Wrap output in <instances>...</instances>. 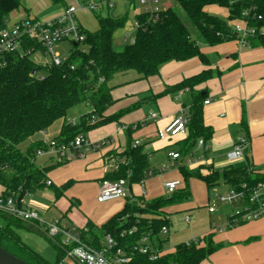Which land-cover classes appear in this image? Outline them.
Instances as JSON below:
<instances>
[{
  "label": "trees",
  "instance_id": "trees-1",
  "mask_svg": "<svg viewBox=\"0 0 264 264\" xmlns=\"http://www.w3.org/2000/svg\"><path fill=\"white\" fill-rule=\"evenodd\" d=\"M175 3L176 6L162 8L156 20H149L140 12L135 42L126 43L121 50L116 48L114 38L117 30L125 26L127 16L98 13L95 14L98 28L94 31L84 29V43L72 42L69 55L60 65H37L32 55L20 52L0 58V196L21 200L46 187L51 189L48 172L68 161L58 159L38 166L35 163L37 152L48 149V144L33 141L26 151L19 145L36 132L45 131L54 121L65 118L68 110L79 103L89 104L91 110L82 114L77 123L64 121L59 134L53 138L57 144H70L80 134L86 136L95 127L117 119L124 112L112 116L104 114L114 102L112 81L118 74L133 70L138 74L137 79H145L159 74L160 65L166 62L196 56L210 64L213 57L206 54L204 47L237 38L231 22L245 11L251 14L250 24L264 27V0H175ZM213 4L225 9L228 16L224 18L211 13L208 6ZM18 7L19 0H0V31L6 27L10 12ZM178 8L185 12V17ZM250 44L264 48V32L251 37ZM40 47L25 39L23 49ZM214 73L209 67L165 91L188 88L193 93L189 136L181 141L179 149L183 157L191 154L200 138L206 143L212 137L213 129L204 122L203 107L208 93L194 89L211 79ZM242 124L246 125L244 119ZM133 131L129 125L127 145L119 154L123 158H114L117 168L102 179L125 177L133 184L146 178L149 156L143 144H134ZM179 170L181 180L178 179L180 183L171 196L146 200L145 195H141L140 199L125 200L123 207L101 224L88 220L86 226L79 229L81 239L99 249L103 247L105 236L110 235L116 242L114 252L120 249L129 257L123 264H200L219 247L210 235L199 237L197 242L190 244L180 241L172 250L164 248L169 238L166 234L171 225L170 212L173 207L188 210L184 200L192 195V179H199L210 190L221 183L227 184L228 188L239 187L242 183L255 186L264 182V177L254 166L230 165L202 174L200 170L193 171L181 164ZM64 187H52L57 198L63 195ZM207 201L209 205L210 195ZM243 221H235V215H231L226 226ZM27 222L0 211V246L29 264H72L66 258L70 257L68 252L75 244L65 243L60 235L49 236L57 254L55 262H51L19 235L18 229L27 227ZM164 226L168 228L166 234H162ZM142 245H147L151 251L158 248L159 257L151 259L148 254L139 252Z\"/></svg>",
  "mask_w": 264,
  "mask_h": 264
},
{
  "label": "crops",
  "instance_id": "crops-1",
  "mask_svg": "<svg viewBox=\"0 0 264 264\" xmlns=\"http://www.w3.org/2000/svg\"><path fill=\"white\" fill-rule=\"evenodd\" d=\"M88 1L89 0H19V7L10 12L7 25L25 19L51 21L57 18L68 5L78 3L84 4ZM137 1L139 2V0H116V6H113V9L108 11V14H112L111 16L113 17L124 16V9H126L128 5L126 2H131V6L137 8ZM163 2H166V0H160V5ZM139 5V12H142L140 2ZM87 11L88 9L85 10L83 8L78 11L79 22L84 29L94 31L98 28V21L97 25L92 29H88L82 21V16ZM138 14H136V19ZM123 33L124 30L120 34L121 40H123ZM204 51L206 54H209L210 57H216L211 59L210 64H207L196 56L184 61L174 60L166 62L160 65L159 74L145 79H137V72L131 75H128L127 72L121 74V78L119 77L118 80L114 81L113 84L115 87L112 90L114 102L108 107L104 115L112 116L120 112L124 113L117 119L101 124L86 134V137L90 141L96 142L109 137L111 138V143L99 150H90L82 157V160L85 161L86 169L88 170V166H90L91 163V166L94 168L97 166V173L92 171L93 173L90 172L86 178H83L82 175L78 176L72 171L66 173L67 177L65 178L70 179L69 184L72 183L74 187L78 185L81 186L76 189L73 187L72 190L68 189L70 192L64 189V192L66 190L67 194L63 193L61 197L67 205L72 206L75 203L84 202L82 200L85 197L82 193L86 190L85 185H87V183L84 182L85 180L94 179L89 194L90 196L97 197L102 178L113 169L111 166L112 160L114 158L116 159V155L118 156L127 145L128 135L126 130L117 129V127L122 124L128 126L137 125L131 137L133 140H138L140 144L144 145L152 168H157L162 162L165 163L171 152L179 151L181 141L189 136V130H187L185 134L168 139H160L157 137L156 133L159 128L169 123L182 107H185L190 112L193 102V93L188 88L184 89L182 93H180L181 90L165 91L184 78L198 74L209 67L213 68L215 72L214 76L206 82L197 85L194 90H205L208 93L207 99H209L210 102L208 104L204 103V122L213 129V134L212 137L206 141L205 146L195 145L189 156H202L203 159L191 166H187V168L193 171L200 170L202 174H207L213 169L222 170L230 165L254 166L264 177V48L251 44L246 47H240L237 38H235L216 46L204 47ZM150 103H153V107L146 111L145 105ZM151 111L158 113L157 119L148 118V114ZM243 119L246 125L242 124ZM73 122L77 123L79 121ZM58 134L59 133L55 134L53 138ZM241 136L249 139V145L244 149V157L236 160L233 157L232 151L235 142ZM31 141L33 142L32 139ZM160 152H163L162 158L160 159L161 162L155 164V157L156 155H160ZM49 156L50 160L43 165H48L58 160L54 159V154H50ZM117 159H120L119 156ZM71 163L72 162H66L63 164L69 165ZM61 165L54 167L48 172V178L52 182V187H58L55 185L53 173L54 170ZM93 167H90V169ZM151 170L153 169L149 171ZM148 173L146 176L148 179L145 180V178L143 184H141V182L130 184L132 190L137 195L136 198H141L140 194L142 188L147 190L145 194L146 200H150V198H146L147 194L150 193V195H152L154 192L155 178L153 177L157 172L152 177L148 176ZM65 178L59 177L56 179V182L60 184ZM171 179L179 178H174L173 175H166L159 180L164 186V182ZM191 184H200L202 189L205 187V184L199 179H192ZM221 185L223 191L228 188V185L223 183L214 188H219ZM52 187L51 189L49 187L45 189H48L52 196L55 197V200H57L58 198L52 191ZM1 190L2 187L0 186V192ZM158 196L159 195L156 197ZM153 198L155 197L152 195L151 199ZM189 199L190 198L187 200ZM95 202L101 205L109 201L99 203L96 199ZM125 202L126 201L123 203ZM26 203L37 209L35 205L27 201ZM184 207L189 211L190 208H194L195 206L185 203ZM115 210L116 209H110L107 211L105 218L108 219ZM236 210L231 208L223 214L216 213V210L213 213L208 212V217L199 216L193 224L191 230L193 235L189 239L210 235L214 243L219 246L200 264H264V215L255 219L243 221L242 223H236L232 226H226L228 218L234 215ZM212 214H214V217L216 215L218 219L215 223L211 217ZM81 220L82 219L77 223L80 226H76L72 220L68 223H70L69 225L73 226V228L81 229L84 228L88 222L85 218ZM103 221V217L93 220L96 224H101ZM59 223L61 226L67 227L63 225L61 220ZM27 224L28 227L33 228L41 229L43 227L37 224L35 225L31 221H28ZM202 243H204V241H202ZM164 248L169 250L173 249L166 247L165 244Z\"/></svg>",
  "mask_w": 264,
  "mask_h": 264
},
{
  "label": "built area",
  "instance_id": "built-area-1",
  "mask_svg": "<svg viewBox=\"0 0 264 264\" xmlns=\"http://www.w3.org/2000/svg\"><path fill=\"white\" fill-rule=\"evenodd\" d=\"M116 0H89L84 4L68 5L63 12L54 20L43 21L40 19H25L15 22L11 25H6L0 31V58L7 54L20 52L23 54H30L37 65L55 64L60 65L67 57H62L57 46L63 42H74L76 44H83L85 41L84 28L79 22L78 11L85 8L95 11L99 6L105 5L108 8L114 6ZM142 6V12L148 16L149 20H156L160 16L162 7L160 0H139ZM250 12H243L241 16L231 22L235 33L237 34V41L240 47L250 45L251 37L257 35L259 32H264V27H256L250 24ZM260 18V16H258ZM140 26L138 19L135 20L132 29L125 30L123 33V41L126 43L135 42V31ZM25 39L31 40L41 47L38 49L24 50ZM35 74V71H33ZM183 90L180 91L182 93ZM210 102L209 99L204 101L205 104ZM190 112L185 107H182L179 112L167 123L164 127L157 130V137L160 139H168L185 134L188 130L190 122ZM149 119H157L158 113L151 111L148 114ZM136 128L137 125H133ZM128 125H120L118 130H127ZM111 143V138L107 137L100 141H90L85 135L80 134L70 144H57L51 140L47 142L48 149L39 150L37 156L44 154H54L59 160L72 161L82 157L86 152L99 150ZM134 144H139L138 140H134ZM198 146H205L203 139L198 140ZM249 145V139L241 136L235 142L233 147V157L241 159L244 157V149ZM113 159V158H112ZM203 158L194 155L183 157L179 151L171 152L168 160L162 164L160 172H164L170 168L185 164L191 166ZM112 168H117L114 159L111 162ZM157 171L151 170L148 176L152 177ZM144 179L141 180L143 184ZM180 181L178 179H171L164 182V187L169 192H173ZM51 181H48V185ZM146 190L142 188L140 195H145ZM136 193L132 190L127 178L122 177L118 179H102L100 182L99 192L97 194V201L99 203L107 202L113 199H123L133 201L136 198ZM242 203L244 208L236 210L235 221L250 220L264 215V182H259L255 186H250L247 183H242L239 187H230L222 192H215L213 194V201L210 202L208 211L215 212L216 207L220 204H237ZM0 211L6 214L15 216L25 221H33L38 226H45L49 236L60 235L62 240L67 244H75L68 252L69 256L78 264H123L129 257L124 256V253L117 249L114 252L116 245L115 240L110 236H105L102 248H95L83 241L80 236L79 229L67 228L60 225L59 221L45 223L41 220L39 211L28 205L25 198L19 200L13 196H0ZM186 223L192 221L191 215L187 214L184 218ZM168 228L163 227L162 233H167ZM147 241L146 238L143 240ZM191 241H198V238H192L186 241L190 244ZM139 252L148 254L151 259H156L160 255L158 248L150 250L147 245H142Z\"/></svg>",
  "mask_w": 264,
  "mask_h": 264
},
{
  "label": "rangeland",
  "instance_id": "rangeland-1",
  "mask_svg": "<svg viewBox=\"0 0 264 264\" xmlns=\"http://www.w3.org/2000/svg\"><path fill=\"white\" fill-rule=\"evenodd\" d=\"M116 1L114 3V6H116ZM127 8L124 9V13L125 16H127V21L124 27L119 28L115 34V38H114V43L115 46L118 50H121L123 48V46L126 44V42H124L123 40L120 39V34L122 33V31L124 30H133L132 26L133 23L136 20V14L140 13V5L139 2L137 1V8L132 7V3L131 2H126ZM162 8H167L169 6H176L175 0H166V2H163L161 4ZM85 9V8H83ZM112 8H107L105 5L104 6H99L95 11H91L88 10L87 12H85L82 16V21L83 23L86 25V27L88 29H92L97 25V19H96V15L95 14H103L106 15L108 14V11H110ZM86 10V9H85ZM102 10V11H100ZM180 14L182 15V17H185V12L178 8ZM208 10L216 15H219L220 17H224L226 18L228 16V14L226 13V10L223 9L222 7H220L217 4H213L208 6ZM112 15V14H111ZM127 25V26H126ZM136 33V31H135ZM57 48L60 50L62 57L64 56H68L69 55V51L71 49V43L70 42H63L60 43ZM128 75L131 74H135V71L130 70L128 73ZM122 76L121 74H118L115 79L112 81V83H114V81L118 80V78ZM121 78V77H120ZM151 107H153V103L147 104L145 105V110L148 111ZM91 109V106L87 103H79L75 106H73L72 108H70L65 116V118H60L56 121H54L45 131H41V132H36L34 135H32L30 137V139H26L25 141H23L19 146L22 150L26 151L29 144L32 142L31 139L33 141H44V142H50L52 140V138L54 137L55 134L59 133L60 129H61V125L63 123L64 120L67 121H79L80 120V115L86 112H89ZM160 155H156L155 157V164H158L159 162H161V158H162V153L160 152ZM85 156V155H84ZM82 156V157H84ZM119 158H123L122 156L118 155ZM116 155V159L118 157ZM82 157H79L77 159H74L72 161H68V162H72L69 165H61L59 166L57 169L54 170L53 173V178L55 181V185L58 186V188H64L66 190H72L74 186H72V183L69 184V180L67 177L66 173L68 171H72L74 172L76 175L80 176L82 175L83 178L88 177L87 175L92 172L95 171V173H97V166L94 168L93 166H88V170L86 169L85 166V161L82 160ZM54 159H58V157L56 155H54ZM50 160V156L47 154H44L42 156H36V160L35 163L38 166H42L44 163H46L47 161ZM163 162L160 163L158 165L157 168H152V164H150V169H153L155 171H157V174L153 177L155 178V188H154V192L152 193V195L154 197H156L157 195L159 196H164V197H169L172 195V192L167 191V189L163 186V184L160 182L161 178H164V176L166 175H173L174 178H180L181 180V172H180V165L174 167V168H170L164 172H160L161 170V166H162ZM90 167H93L90 169ZM149 170L147 171V173L149 172ZM93 173V172H92ZM59 177H63L65 178V180L59 184V182H56V179ZM89 179V178H88ZM148 178L146 177L145 180H147ZM160 179V180H159ZM84 182L87 183V185H85V191L82 193L83 196L85 197L82 201H84L83 203L78 202L75 203L72 206H69L66 204L65 201H63L62 197H59L57 200H55V197L52 196L51 192L48 189H45L43 191H37L31 195L26 196L25 200L28 203H31L32 205H35V207H37V210L40 213V217L41 220L44 221L45 223L48 222H53V221H60L63 223L64 226H67V228H73V226H70L68 223L70 220L73 221V223L76 226H80L79 223L80 219L84 220H94V219H100L103 217V220L105 221V215L106 212L109 211L110 209H116L113 213L119 211L123 205H124V201L123 199H114L111 200L105 204H97L95 202L96 197L95 196H90V192H91V187L92 184L94 183V179H90V180H85ZM146 182V181H145ZM71 187V188H70ZM77 187H81V186H75L74 189H76ZM190 187H191V192L192 195L189 197V200H184V202H186L188 205H194V208H190L189 211L187 210H181V208L178 209V207H173L172 211L170 212L169 218H170V222L171 225L169 227V232L163 233L169 236L168 240L165 242V246L166 247H170V248H174V246L180 242V241H185L187 239H189L192 235L193 232L192 227L193 224L196 222V220L198 219L199 216H209V211H208V207L209 205L207 204L208 201V196L210 195V202L213 201V194L217 191V192H222L223 191V187L222 185L219 188H212L210 190H207L205 187H203L204 189L201 188L200 184H191L190 183ZM147 189V188H146ZM65 190V194L66 193ZM68 190V191H69ZM147 191V190H146ZM70 192V191H69ZM209 193V195H208ZM152 195L147 194L146 198H150L152 197ZM55 200V201H54ZM123 203V204H122ZM118 208V209H117ZM233 210H241L244 208V205L242 203H237V204H220L216 207V213L219 214H223L224 212H227L230 209ZM189 214L192 217V221L190 223H186L184 221L185 216ZM212 219L214 220V223L217 222V217L214 214H212ZM78 220V221H77ZM81 220V221H82ZM86 220V222H87ZM103 221V222H104ZM33 224L36 225V223H34L33 221H31ZM100 223V222H99ZM18 233L21 236V238L28 244H30L34 249H36L38 252H40L45 258H47L48 260H50L51 262H55L56 260V251L52 245V243L49 241L48 237L49 234L47 233V230L45 228V226H43L41 229L39 228H33V227H20L18 229ZM68 260V262H71L72 264H76L74 263V260L71 257H67L66 258Z\"/></svg>",
  "mask_w": 264,
  "mask_h": 264
},
{
  "label": "water",
  "instance_id": "water-1",
  "mask_svg": "<svg viewBox=\"0 0 264 264\" xmlns=\"http://www.w3.org/2000/svg\"><path fill=\"white\" fill-rule=\"evenodd\" d=\"M0 264H29V263L0 246Z\"/></svg>",
  "mask_w": 264,
  "mask_h": 264
}]
</instances>
